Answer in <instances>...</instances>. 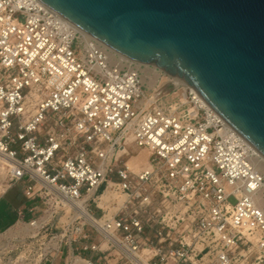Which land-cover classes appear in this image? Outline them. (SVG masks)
Wrapping results in <instances>:
<instances>
[{
    "label": "built area",
    "instance_id": "obj_1",
    "mask_svg": "<svg viewBox=\"0 0 264 264\" xmlns=\"http://www.w3.org/2000/svg\"><path fill=\"white\" fill-rule=\"evenodd\" d=\"M108 52L39 0H0V154L37 202L21 261L68 246L64 264H264L255 149L189 85L154 98L142 65Z\"/></svg>",
    "mask_w": 264,
    "mask_h": 264
},
{
    "label": "water",
    "instance_id": "obj_2",
    "mask_svg": "<svg viewBox=\"0 0 264 264\" xmlns=\"http://www.w3.org/2000/svg\"><path fill=\"white\" fill-rule=\"evenodd\" d=\"M39 1L117 53L192 87L264 157V0Z\"/></svg>",
    "mask_w": 264,
    "mask_h": 264
},
{
    "label": "rangeland",
    "instance_id": "obj_3",
    "mask_svg": "<svg viewBox=\"0 0 264 264\" xmlns=\"http://www.w3.org/2000/svg\"><path fill=\"white\" fill-rule=\"evenodd\" d=\"M142 71L144 75V88L148 91V93L152 94L153 97L167 94L166 92V84L172 80V77L163 71L155 68L153 65H149L145 67L142 65ZM148 72V73H147ZM165 86V88H164ZM133 156V157H132ZM132 157V158H131ZM148 157V154L144 150H139L134 146H131L130 149V161L128 164L130 167H137V166H144ZM5 160V161H4ZM145 161V162H144ZM144 162V163H143ZM256 162V160H255ZM9 185V177L7 175V159L0 154V195L8 188ZM19 192V186L13 185L9 190V196L17 198ZM231 203H234V199H230ZM63 219V218H62ZM12 221V219L10 220ZM27 226H24L25 232L20 234L22 237H26L27 233ZM60 222L56 221V223L52 227H42L37 229V234L34 238V245L32 248L33 251H36L37 254L40 252L43 245L41 242L47 243L51 237V235H58L60 231ZM29 231V230H28ZM31 231V230H30ZM19 240V227L13 226L9 229H5L0 232V264H24V261H21L20 257H29V248L26 245H21L20 241H13ZM41 247V248H40ZM36 256V255H35ZM31 258V257H29ZM33 261H30L28 264H33Z\"/></svg>",
    "mask_w": 264,
    "mask_h": 264
},
{
    "label": "crops",
    "instance_id": "obj_4",
    "mask_svg": "<svg viewBox=\"0 0 264 264\" xmlns=\"http://www.w3.org/2000/svg\"><path fill=\"white\" fill-rule=\"evenodd\" d=\"M10 188L0 195V232L19 225L21 219L27 220L30 218L34 214L28 211V207L37 205V202L26 201L23 198L20 187L15 200L14 197L9 196ZM20 213H23V217ZM11 219L12 221H10ZM71 252H74L73 248L62 246L60 251L52 252L42 264H64L65 259Z\"/></svg>",
    "mask_w": 264,
    "mask_h": 264
},
{
    "label": "bare ground",
    "instance_id": "obj_5",
    "mask_svg": "<svg viewBox=\"0 0 264 264\" xmlns=\"http://www.w3.org/2000/svg\"><path fill=\"white\" fill-rule=\"evenodd\" d=\"M71 23V22H70ZM76 29H78V30H80V32H81V34H82V36H83V38L85 39V41L87 42V43H89L90 41H96L98 44H100L102 47H104L105 49H107L109 52H108V55L110 56V57H114L115 55L116 56H118V57H120V58H124V59H127V60H130V59H128V58H126L125 56H123V55H121V54H119V53H117L116 51H114V50H112L111 48H109L107 45H105V44H103V43H101L100 41H98L97 39H95L94 37H92L91 35H89L88 33H86L85 31H83V30H81L80 28H78L76 25H74L73 23H71ZM132 61V60H131ZM135 62V61H134ZM138 65H144L145 67H147V66H149L150 64H142V63H139V62H136ZM152 66V65H151ZM154 66V65H153ZM155 67V66H154ZM155 68H157V67H155ZM160 70V69H159ZM148 73V72H147ZM172 77V80H171V82L173 83V85H176V84H178V82H176V79H175V77L174 76H171ZM142 78H143V80H144V75L142 76ZM179 83H183V84H186V83H184V82H179ZM166 87H167V85H166ZM164 88H165V86H164ZM256 152H257V159H256V162H254L255 163V166H256V168H257V170H259L263 175H264V157H262L259 153H258V151L257 150H255ZM133 157V156H132ZM131 157V158H132ZM130 158V159H131ZM130 159H129V161H130ZM5 161V160H4ZM146 161V160H145ZM144 161V162H145ZM143 162V163H144ZM140 166V165H139ZM139 166H137V167H139ZM137 167H132V168H137ZM111 195H113V194H111ZM107 196H108V194H106L105 196H104V199H106L107 198ZM112 197H114V195L112 196ZM257 200H258V204L260 205V206H264V189L262 190V192H260L259 193V195H258V198H257ZM28 229H27V231L29 230H32L33 228L32 227H27Z\"/></svg>",
    "mask_w": 264,
    "mask_h": 264
}]
</instances>
